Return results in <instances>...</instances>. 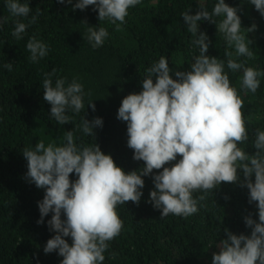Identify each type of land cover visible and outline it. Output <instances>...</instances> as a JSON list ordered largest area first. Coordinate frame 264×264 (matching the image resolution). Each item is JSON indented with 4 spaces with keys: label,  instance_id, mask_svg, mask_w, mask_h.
Masks as SVG:
<instances>
[{
    "label": "clouds",
    "instance_id": "1",
    "mask_svg": "<svg viewBox=\"0 0 264 264\" xmlns=\"http://www.w3.org/2000/svg\"><path fill=\"white\" fill-rule=\"evenodd\" d=\"M5 2L11 18H15L11 35L19 40L36 23L40 9L27 19L31 12L29 0ZM57 2L72 4L73 10L81 11L94 6L99 22L107 21L115 25V31H122L129 9L142 0ZM247 2L264 17V0ZM198 5L195 14L190 9L181 13L193 37L191 44L199 49L189 70H176L173 78L168 59L161 56L144 70L142 90L125 95L118 108L117 119L127 125V146L133 150V160L143 161L141 168L125 171L98 143L77 144L72 130L65 132L61 144H46L40 139L34 147L22 150L27 161L25 179L44 190L42 200L37 202V223L43 224L44 217L51 213L47 224L55 234L43 251L56 252L62 257L60 264H103L109 243L123 229L117 206L129 201L139 205L146 176H151L154 184L148 202L160 210L161 218L170 214L187 218L198 213L205 206L201 202L222 183L246 187L249 204L255 202L258 210V220L251 213L244 217L250 234H235L225 228V236L212 254V264H264V130L254 131L255 152L241 147L249 140L242 112L244 101L230 82L225 60L206 54L210 40L206 32L200 31L199 22L214 24L223 36L226 67L233 73L242 71L240 88L245 95L255 94L264 76V71L248 65L254 59L248 33L254 32L257 25L243 27L240 9L225 0H216L211 11L203 0H198ZM8 19L0 17V28ZM108 36L104 26L86 28L85 38L94 49L103 46ZM26 48L31 63L49 52V46L36 35L28 39ZM3 67L9 72L13 69L11 62ZM56 72L53 68L43 74V100L51 106L50 117L58 125L73 123L69 113L79 114L85 109L84 86L76 77L71 82L58 77L53 83ZM87 105L95 111L93 100ZM97 127H103V119L98 116L89 120L83 115L76 125L77 130L91 137H95ZM196 192L201 195L194 197Z\"/></svg>",
    "mask_w": 264,
    "mask_h": 264
},
{
    "label": "trees",
    "instance_id": "2",
    "mask_svg": "<svg viewBox=\"0 0 264 264\" xmlns=\"http://www.w3.org/2000/svg\"><path fill=\"white\" fill-rule=\"evenodd\" d=\"M203 2L211 11L216 0ZM225 2L240 9L243 27L257 25L254 32L248 33L253 41L249 47L254 52L248 65L264 71V17L247 0ZM29 4L27 19L37 9L41 14L17 40L11 35L15 18H11L5 0H0V17H9L0 28V264H60L62 257L56 252L43 251L55 234L47 224L51 213L44 217L43 224L37 223V202L42 200L44 190L25 179L27 161L22 150L34 147L40 139L46 144H61L65 132L72 130L77 144L98 143L125 171L141 168L143 161L133 160V150L127 146V125L117 119L118 108L125 95L142 90L144 70L161 56L168 59L173 78L176 70H189L199 49L193 48L192 34L181 13L190 9L195 14L199 5L198 0H142L129 9L122 31H115V25L99 22L94 6L81 11L57 0H29ZM84 21L107 28L109 36L103 46H91L85 38L88 25ZM199 28L210 40L206 54L225 60L230 82L244 101L242 112L249 140L241 147L253 153L254 131L264 130V76L260 77L257 92L245 95L240 88L242 71L233 73L226 67L223 36L208 21H200ZM32 35L49 46L48 55L37 63L30 62L26 48ZM8 62L13 65L11 72L3 67ZM53 68L57 69L53 83L58 77H66L67 82L76 77L84 86L85 109L79 114L69 113L73 123L58 125L50 117L51 106L43 100V74ZM90 100L96 105L95 111L87 105ZM83 115L89 120L97 116L103 119V127L94 129L95 137L76 129ZM71 178L75 179V174ZM143 178L139 205L129 201L117 206L123 229L109 243L103 264H212V254L218 250L216 243L224 238L225 228L235 234H250L244 217L251 213L258 220L255 202H248L247 188L229 183L210 192L198 213L187 218L171 214L161 218L160 210L148 202L154 188L152 178ZM66 239L71 243L70 237ZM113 253L115 259L111 258Z\"/></svg>",
    "mask_w": 264,
    "mask_h": 264
}]
</instances>
